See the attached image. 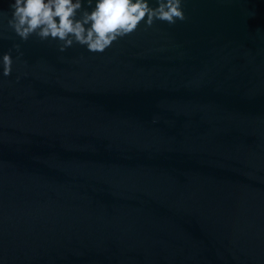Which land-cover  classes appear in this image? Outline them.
Returning a JSON list of instances; mask_svg holds the SVG:
<instances>
[{"label":"water","instance_id":"obj_1","mask_svg":"<svg viewBox=\"0 0 264 264\" xmlns=\"http://www.w3.org/2000/svg\"><path fill=\"white\" fill-rule=\"evenodd\" d=\"M9 3L0 264H264V0H184L97 53L22 41Z\"/></svg>","mask_w":264,"mask_h":264},{"label":"clouds","instance_id":"obj_2","mask_svg":"<svg viewBox=\"0 0 264 264\" xmlns=\"http://www.w3.org/2000/svg\"><path fill=\"white\" fill-rule=\"evenodd\" d=\"M183 3L155 0L152 7L149 0H10L7 25L22 41L34 35L40 41H58L61 52L79 44L97 53L130 35L141 22L151 27L156 21L169 25L185 21ZM13 47L19 50L18 44ZM11 65L10 54H3V76L11 74Z\"/></svg>","mask_w":264,"mask_h":264}]
</instances>
